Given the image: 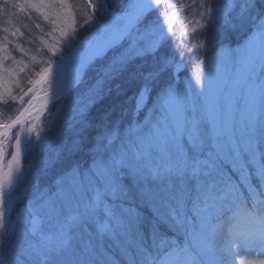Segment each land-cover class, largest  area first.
Segmentation results:
<instances>
[{
    "label": "snow or ice",
    "instance_id": "1",
    "mask_svg": "<svg viewBox=\"0 0 264 264\" xmlns=\"http://www.w3.org/2000/svg\"><path fill=\"white\" fill-rule=\"evenodd\" d=\"M85 2L0 0V264H264V0ZM124 73L143 121L94 124Z\"/></svg>",
    "mask_w": 264,
    "mask_h": 264
},
{
    "label": "rangeland",
    "instance_id": "2",
    "mask_svg": "<svg viewBox=\"0 0 264 264\" xmlns=\"http://www.w3.org/2000/svg\"><path fill=\"white\" fill-rule=\"evenodd\" d=\"M69 3L74 4V5L82 6L83 10L87 11V6H86L85 0H69ZM77 16H78V19H82L83 18V12L77 13ZM33 17H35V14H33ZM25 23H28L30 25V29L24 30L25 31V36L20 37L19 39L23 43V46L30 50V55H37L38 58H39L40 53L37 51V49L40 47L38 37L43 35V34L40 32L39 29H37L35 27V24L36 23H40V25L44 29L45 33L50 30L51 26L48 23L44 22L42 20V18H36V19H33V20H26ZM175 27H177V26H174V28ZM87 29H88V26H85V28L80 29L79 30V34L81 36L84 35L87 32ZM28 31H31V33H32L31 37H29L27 35ZM0 35H3V33H0ZM33 37H36V39H33ZM29 39L32 40L31 44L25 42V41H27ZM45 39H49V38L47 36H45ZM230 46H232V45H230ZM235 46H232V47H235ZM13 55L16 56L17 59H24L25 63H28L30 65V68L25 70L26 72L32 70L31 61L28 59V57H22L19 52H15V51L13 52ZM108 55L111 56L112 53L110 52ZM210 55H211V53H210ZM105 62L106 61H104V62L98 61L96 63V65L92 69H90V71L95 69L94 71L96 73L97 72L96 69L100 67V64L101 63H105ZM4 63L7 66V65H11L12 61L11 60H7ZM194 71H195V68L189 74L181 76V79L183 80L184 77L190 76ZM230 74H231V70H228V72L225 73V71L223 69H221V81H220V84H219V87L221 88V90H226L227 76L230 75ZM4 75H7V73H4ZM24 76H25L24 73H20L18 76L15 77V79L21 80L23 86L25 88H27L28 85L26 83V80L24 79ZM12 89H13V92L16 95H19V90L15 87L14 84L12 85ZM25 99H27V97H25ZM18 106L19 105L17 104L16 107H18ZM148 106L149 107L151 106V100H149ZM134 107H135V105H134ZM133 109H132L131 113L128 115V117L126 118V120L124 122H122L123 125L122 126L117 125L121 132H123V130L125 128H127L128 126H130L134 122H142L143 121L144 116H145V114L147 112V108H145L143 111H141L138 116L134 115ZM0 111L3 112V117L2 118L4 120H7V118L9 116H14L16 114L15 111H14L13 103L10 100H9V102L7 104H5L2 101H0ZM61 113H63V114H62V117L59 116V118L57 120L58 122L64 120V118L67 116V110L63 109ZM43 154L44 153H39V152L36 153V154H33L32 157H29V158L25 159V163L27 164V163L30 162L32 164H35V163L38 162L40 156L43 155ZM54 176H55V170H53L51 172V174L47 178H42L40 180V184H39L40 190H43L48 184H50L51 180L54 178ZM32 194H33V191L30 190L29 193H28V196L30 197ZM25 202H26V200H25ZM167 235L169 237H175L179 241L183 240L182 236H178V235L174 234L173 232H168ZM113 251H115V250H113Z\"/></svg>",
    "mask_w": 264,
    "mask_h": 264
},
{
    "label": "trees",
    "instance_id": "3",
    "mask_svg": "<svg viewBox=\"0 0 264 264\" xmlns=\"http://www.w3.org/2000/svg\"><path fill=\"white\" fill-rule=\"evenodd\" d=\"M111 2V0H109ZM243 39L242 35L233 34L231 39L227 41L232 46H235ZM210 54V53H209ZM203 58V57H202ZM195 60V57H193ZM194 69L193 63H188L186 69L181 72V76L189 74ZM93 70H89L87 74V83H94L97 76ZM132 69H130L131 71ZM110 88V91L107 90ZM139 90V83L137 81L131 80L128 73H124L121 76L115 78L111 81L109 85L106 86V91L101 100H99L96 105L92 108L90 113V118L94 124H106L109 128L114 125L122 126L128 115L131 113L135 105V95ZM61 113V117H62ZM60 117V118H61ZM63 123L62 121H57V127ZM94 134V133H92ZM55 137V130L49 133V139ZM58 144H53L52 147H57Z\"/></svg>",
    "mask_w": 264,
    "mask_h": 264
}]
</instances>
